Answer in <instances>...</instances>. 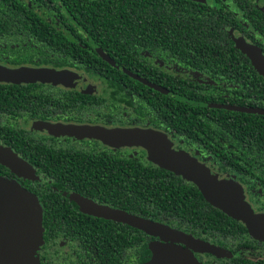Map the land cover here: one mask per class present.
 Instances as JSON below:
<instances>
[{"label":"flooded vegetation","instance_id":"1","mask_svg":"<svg viewBox=\"0 0 264 264\" xmlns=\"http://www.w3.org/2000/svg\"><path fill=\"white\" fill-rule=\"evenodd\" d=\"M167 1L196 7L200 17L203 12L207 17L215 13L231 41L227 47L220 44L225 59L219 64H190V60L184 64L174 52L166 55L161 45H155L154 55L143 46L146 59L136 64L0 63L67 71L74 84L0 82L15 85L0 86V96L10 95L2 99L7 103L0 99V176L19 183L41 204L43 242L36 252L40 264H163L156 257L162 247L183 251L196 264H264V232L256 228L264 229V75L234 37L239 35L264 55V0ZM151 13L157 22L164 18L156 7H146L143 15ZM171 26L173 37L186 36L176 23ZM184 112L208 120L178 125L177 114ZM94 127L110 133L100 139L87 131ZM119 130L141 132L145 144L159 152L152 151L154 158L179 152L228 181L258 216L256 230L211 204L196 181L156 163L146 146L120 142L113 135ZM155 135L164 136L166 142ZM12 159L21 162L27 174L17 173ZM130 161L136 167L169 171L181 179L183 188L199 191L206 206L214 208L185 219L176 213L171 219L187 220L186 226L170 228L197 243L149 234L92 213L70 197L76 194L99 207L145 218L128 208L130 193L124 178L129 176ZM1 249L10 250L0 243ZM19 255L26 264L25 250Z\"/></svg>","mask_w":264,"mask_h":264},{"label":"trees","instance_id":"2","mask_svg":"<svg viewBox=\"0 0 264 264\" xmlns=\"http://www.w3.org/2000/svg\"><path fill=\"white\" fill-rule=\"evenodd\" d=\"M145 6L156 7L164 18L157 22L154 13L144 16ZM206 14L200 17L196 7L167 0H0V63L136 64L146 59L141 53L143 46L154 55L153 47L161 45L166 55L174 52L176 60L184 64L187 60L190 64H219L225 59L220 44L231 41L217 24L216 14ZM172 22L187 32L186 36L173 37ZM205 47L215 48L211 51ZM9 96L2 94L1 104L7 103ZM247 116L254 119L253 115ZM199 120L208 118L191 112L176 117L177 124L185 127ZM129 169L124 181L130 193L128 208L134 214L179 228L186 226L187 220H171L176 213L185 219L206 208L214 210L206 206L199 191L183 188L181 179L169 171L136 167L131 161Z\"/></svg>","mask_w":264,"mask_h":264},{"label":"water","instance_id":"3","mask_svg":"<svg viewBox=\"0 0 264 264\" xmlns=\"http://www.w3.org/2000/svg\"><path fill=\"white\" fill-rule=\"evenodd\" d=\"M245 53L252 60L260 73L264 75V55L260 50L256 47L247 45ZM69 77L67 71L51 68H31L28 66L10 68L0 64V82L32 83L40 81L73 86L74 84H71L72 82ZM79 131L80 129H76L77 133ZM87 131L92 132V135L100 139H105V136L110 133V130L98 127L90 128ZM113 135L118 136L121 139L120 142L146 146L149 150L150 157L156 163L174 169L185 178L196 181L202 194L211 204L222 209L227 214L243 220L250 230H256L257 228L259 233H261L260 231L264 232V229L261 227L253 228L257 225L255 219L258 216L242 201L241 192L231 187L228 181L214 174L206 167L190 161V158H185V155L179 152L175 154L170 153L164 159L154 158V155H156L152 153L154 150L150 149L147 143L145 144L147 139L138 130H119L115 131ZM145 135H147V133ZM154 137L161 139L164 143L166 142L164 136L160 137L155 135ZM105 141L107 142V140ZM154 152L159 153L158 151ZM1 161L4 160L1 159ZM10 164H13L12 167L17 169V173L27 174L28 171L24 165H21V162L13 161L12 159ZM69 195L74 201L81 204L84 209L92 213L103 214L106 217L127 222L132 226L145 230L149 234L158 235L166 240L183 242L185 244H190L192 242L197 243L191 236L169 228L162 223L123 211L99 207L76 194ZM229 195L232 197L228 198ZM42 233V207L37 196L14 180L0 176V243L3 248H5L6 245L10 249L8 255L4 253L0 254V264H24L19 255L23 249L25 250V256L28 253V258L31 257L29 255L33 254V264H39L36 252L43 241ZM202 246V248L211 249L207 245ZM156 253L157 259L163 264H196L190 256L183 251H173L167 247H162L161 250H158Z\"/></svg>","mask_w":264,"mask_h":264},{"label":"rangeland","instance_id":"4","mask_svg":"<svg viewBox=\"0 0 264 264\" xmlns=\"http://www.w3.org/2000/svg\"><path fill=\"white\" fill-rule=\"evenodd\" d=\"M234 37H235V40H236V44L238 45V47L239 48H241L243 51H246V46L248 45V44H246L242 39H241V37L239 36V35H234ZM249 52V51H248ZM1 253H4V254H7L8 255V253L4 250V249H1V251H0V254ZM29 256H31L30 258H28V253H27V255H26V264H33L34 262H33V254H31V255H29ZM37 257V256H36ZM39 261V260H38ZM39 264H40V262H39Z\"/></svg>","mask_w":264,"mask_h":264}]
</instances>
